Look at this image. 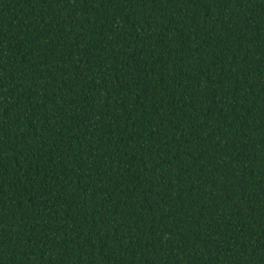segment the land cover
Wrapping results in <instances>:
<instances>
[{
  "label": "trees",
  "instance_id": "1",
  "mask_svg": "<svg viewBox=\"0 0 264 264\" xmlns=\"http://www.w3.org/2000/svg\"><path fill=\"white\" fill-rule=\"evenodd\" d=\"M0 264H264V0H0Z\"/></svg>",
  "mask_w": 264,
  "mask_h": 264
}]
</instances>
